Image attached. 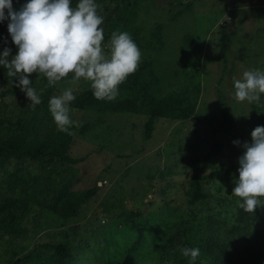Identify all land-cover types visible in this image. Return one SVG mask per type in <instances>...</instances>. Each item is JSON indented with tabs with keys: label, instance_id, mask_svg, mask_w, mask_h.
Instances as JSON below:
<instances>
[{
	"label": "rangeland",
	"instance_id": "374dc122",
	"mask_svg": "<svg viewBox=\"0 0 264 264\" xmlns=\"http://www.w3.org/2000/svg\"><path fill=\"white\" fill-rule=\"evenodd\" d=\"M96 3L104 17L105 56L113 32L129 33L141 50L139 65L153 63V94L173 98L179 109L193 104L194 117L160 119L147 140L144 113L70 107L68 134L57 129L49 98L67 88L77 97L91 89L89 81L63 79L48 87L45 77L32 73L33 86L44 89L41 104L32 108L20 89L4 86L0 77V141L19 138L46 145L54 154L21 163L36 184L39 203L20 235L0 237V264H56L54 247L65 231L73 256L69 264H188L179 252L185 237L196 242L205 237L210 217L234 224L240 198L232 191L238 176L215 174L203 180L204 192L211 195L205 202L191 205L187 193L194 177L239 164L243 144L251 143L257 126H264V94L256 102H239L232 87L244 71L264 70V0ZM228 116L235 126L215 134L217 123ZM5 119L24 128H8ZM83 125L90 130L81 135ZM67 157L82 162L67 164ZM92 189L95 197L79 217L43 206L64 191ZM259 210L264 219V206ZM195 264L210 261L201 256Z\"/></svg>",
	"mask_w": 264,
	"mask_h": 264
},
{
	"label": "clouds",
	"instance_id": "9594fccd",
	"mask_svg": "<svg viewBox=\"0 0 264 264\" xmlns=\"http://www.w3.org/2000/svg\"><path fill=\"white\" fill-rule=\"evenodd\" d=\"M98 8L96 0H77L75 6L72 0H26L16 10L13 0H0V24L8 21V33L17 47L15 54L9 47L0 51V68L14 78L12 82L26 95L30 107L41 104L44 91L33 86L32 73L45 77L48 87L72 74L73 83L81 78L90 82L96 99L111 101L119 94V86L137 70L141 50L127 32L111 34L110 53L105 56L104 17ZM232 87L235 100L259 101L264 94V70L244 71ZM75 98L71 88L49 98V111L61 132L71 134L70 104ZM251 136V143L243 144L244 152L238 158L239 175L232 191L240 198L239 208L247 213L264 206V126H257ZM179 252L188 264H195L201 255L198 247L184 246Z\"/></svg>",
	"mask_w": 264,
	"mask_h": 264
},
{
	"label": "trees",
	"instance_id": "16d2710c",
	"mask_svg": "<svg viewBox=\"0 0 264 264\" xmlns=\"http://www.w3.org/2000/svg\"><path fill=\"white\" fill-rule=\"evenodd\" d=\"M25 2L26 0H13L14 9L19 10ZM7 24L8 21L0 24V51L4 47H9L13 52L17 47L11 41ZM156 32H161L160 26ZM0 77L3 79L4 86L19 89L12 82L14 78L7 77L6 69L0 68ZM64 79L72 80V75ZM16 82L18 83V78ZM154 84L153 63L145 60L119 86V94L114 100H98L93 96L92 89H89L79 94L71 102L70 107L85 109L99 106L116 114L144 113L148 116L145 123V138L150 140L160 119L188 120L194 117L195 113V106L191 103L179 109L175 106L173 98L168 100L157 98L152 91ZM2 124H6L8 128H24L22 124L10 119L3 120ZM234 126V118L228 116L217 123L214 133L226 132ZM89 130V125H83L80 134L84 135ZM49 151L46 145H34L19 138H4L0 141V237L20 235L23 222L32 207L39 203L35 196L36 184L32 182L21 163L26 160L41 161L54 155ZM65 160L67 164L82 162V160L72 161L69 157ZM238 168L239 164L227 168H214L206 177H194L187 193L189 203L194 205L211 198V195L203 190V180L215 174L237 177ZM94 197V189L85 192L64 191L52 203L43 204V206L55 214L67 211L72 217H79L84 207ZM208 230L207 235L197 242L190 236L185 237L184 246L198 247L201 251L199 257L207 258L210 264H264V219L261 217L259 207L252 213L244 212L238 207L234 224H229L217 217H210ZM62 235L63 240L54 247V257L56 264H69L73 258L69 248V236L66 231L62 232Z\"/></svg>",
	"mask_w": 264,
	"mask_h": 264
}]
</instances>
